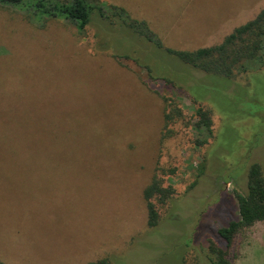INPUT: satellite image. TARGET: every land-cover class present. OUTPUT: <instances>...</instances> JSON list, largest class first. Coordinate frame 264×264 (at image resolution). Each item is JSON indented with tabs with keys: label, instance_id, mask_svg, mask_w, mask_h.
I'll return each mask as SVG.
<instances>
[{
	"label": "rangeland",
	"instance_id": "374dc122",
	"mask_svg": "<svg viewBox=\"0 0 264 264\" xmlns=\"http://www.w3.org/2000/svg\"><path fill=\"white\" fill-rule=\"evenodd\" d=\"M97 1L182 51L217 46L264 10V0ZM19 15L0 5V264H209L250 167L264 172V68L227 79L180 65L175 89L95 52L92 31ZM200 107L212 113L207 142ZM154 178L174 195L151 229L143 192ZM236 253L234 264H264V222Z\"/></svg>",
	"mask_w": 264,
	"mask_h": 264
},
{
	"label": "trees",
	"instance_id": "16d2710c",
	"mask_svg": "<svg viewBox=\"0 0 264 264\" xmlns=\"http://www.w3.org/2000/svg\"><path fill=\"white\" fill-rule=\"evenodd\" d=\"M0 5L15 8L22 14L19 15L22 22L38 29H45L53 22H66L75 27L80 37L92 31L95 52L109 53L121 64L131 61L146 71L151 81H162L175 89H181L182 82L177 80V76L182 75L180 65L227 79L264 68V10L253 21L237 28L221 44L196 51H182L167 47L145 21L135 20L124 8L105 2L0 0ZM117 36L121 40H112ZM137 41L156 50L152 53L150 48L146 51L141 47L136 49L139 47ZM117 43L123 48L129 45L134 51L118 50ZM149 57H154L158 64L147 62ZM167 60L170 61L165 62ZM190 78L188 75L186 80ZM196 116L198 121L195 128L204 133V142H207L213 137L212 113L200 107L196 110ZM203 175V171L198 173L199 178ZM173 195V187H164L159 178H154L145 188L143 196L151 229L159 226V208L167 206ZM236 198L238 217L217 230L216 241H209V264H234L240 235L257 223L264 222V172L260 164H252L247 192L237 193ZM89 264H110V260Z\"/></svg>",
	"mask_w": 264,
	"mask_h": 264
}]
</instances>
